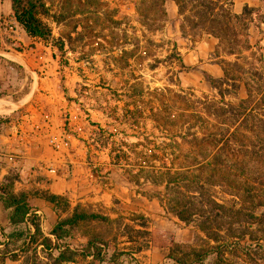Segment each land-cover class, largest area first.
Listing matches in <instances>:
<instances>
[{
    "label": "trees",
    "instance_id": "1",
    "mask_svg": "<svg viewBox=\"0 0 264 264\" xmlns=\"http://www.w3.org/2000/svg\"><path fill=\"white\" fill-rule=\"evenodd\" d=\"M9 1L29 38L65 53V41H57L45 21L59 24L65 15H52L44 0ZM91 2L105 7L100 1ZM171 2L177 7L183 38L208 35L217 40L212 59L223 75L214 78L203 73L214 94L171 87L150 90L142 76L133 75L134 82L120 95L122 113L116 118L130 121L137 141L125 140L123 131L119 134L124 137L118 139L99 128L100 146L109 150L111 164L143 190V196L157 200L168 213L203 234L207 250L175 254L170 257L175 264H205L212 255L216 264H223L225 256L239 248L245 259L258 264L264 260V50L260 40L253 42V31L261 29L264 12L247 6L238 14L233 0H137L140 35L134 36L132 51L122 50L119 61L124 69L131 58L139 66L151 61L147 64L151 71L167 66L169 83L177 86L189 71L177 38L158 43L147 37L164 30ZM104 9L111 24L122 25L114 19L116 11ZM123 36L120 43L127 44V33ZM161 52L167 55L161 58ZM239 92L244 97L238 102L229 99ZM7 120L0 117V136ZM34 197L53 205L59 218L49 234L29 195L10 194L0 187V202L12 229L7 232L0 225L1 262H18L20 254H31L33 264H68L79 258L101 264L109 259L108 243L116 238L111 229L95 233L86 246H74L69 239L86 224L117 220L79 206L62 218L60 208L70 207L65 197L51 191L36 192Z\"/></svg>",
    "mask_w": 264,
    "mask_h": 264
},
{
    "label": "rangeland",
    "instance_id": "2",
    "mask_svg": "<svg viewBox=\"0 0 264 264\" xmlns=\"http://www.w3.org/2000/svg\"><path fill=\"white\" fill-rule=\"evenodd\" d=\"M44 1L52 15L67 17L59 24L45 19L55 39L65 41L64 54L49 43L29 38L16 22L11 2L0 0V117L8 119L2 127L0 163L11 167L6 176L8 182L4 180L0 187L10 194L25 193L38 200L46 234L59 218L53 205L34 197L36 192L51 191L65 197L70 207L60 208L62 218L69 217L79 206L117 220L111 224H86L69 239L74 246H86L95 233L111 229L116 238L109 241V259L101 264H175L170 259L175 254L191 249L206 251L203 234L168 213L157 200L143 196V190L111 164L109 150L100 146L99 128L110 130L118 139L124 137L119 134L123 131L127 134L125 140L137 141L130 121L116 118L122 113L124 100L120 95L134 82L133 75L142 76V83L150 90L171 87L213 95L203 73L214 78L223 75L221 66L212 59L215 40L208 35L183 38L176 21L177 7L168 3L164 30L148 33L147 37L158 43L177 38L189 71L181 76L180 86L171 85L167 66L151 71L147 67L151 61L139 66L131 58L130 66L124 69L119 61L122 50L132 51L133 38L140 35L137 0ZM91 1H100L105 7ZM238 1V13L247 6L264 12V0ZM104 8L116 11L114 19L122 25L111 24ZM124 33L127 44L120 43ZM256 40L261 41L264 50V21L260 30L253 31V42ZM159 55L164 58L167 53ZM243 97L244 93L239 92L229 99L238 102ZM21 160L40 165H31L23 172L11 166ZM34 169L35 181L29 177ZM24 181L26 184H20ZM54 182L59 185L49 188ZM235 252L228 253L223 264H251L241 248ZM216 259L212 255L205 264H216ZM14 264H33L31 254H20V261ZM70 264L98 263L92 258H79ZM258 264H264V260Z\"/></svg>",
    "mask_w": 264,
    "mask_h": 264
},
{
    "label": "crops",
    "instance_id": "3",
    "mask_svg": "<svg viewBox=\"0 0 264 264\" xmlns=\"http://www.w3.org/2000/svg\"><path fill=\"white\" fill-rule=\"evenodd\" d=\"M249 1H251V0H249ZM233 2H234L233 9H235V11L238 13V11L241 8V5L239 3L240 1L233 0ZM211 38L213 40H215V43L213 41H211V40H209V43L210 44H213L214 43L216 45L217 44V40L215 38H213V37H211ZM4 118H7V117H4ZM4 124H6V123H4ZM3 125H2V127H3ZM2 127H1L0 142H1L2 138L4 137V133L2 131ZM13 129L16 130L15 126H13ZM23 162H24V160H21L19 163L18 162L17 163L14 162L13 165H11V166H14V168L18 167L19 168V171L21 170L23 172V169L29 168L31 165L33 167H35L36 164L37 165H40V163H23ZM10 170H11V167H6L2 163H0V184L2 182H4V180L6 179V176L9 174V171ZM36 174H37V171L34 169V170H32V173L31 174L29 173V177L30 178H33L34 181H35ZM23 183L26 184L25 181L24 182H21L20 184H23ZM57 184L59 185V183L54 182V183H52V184L49 185V188L54 189L55 187H57ZM37 201L38 200L32 199L31 196H30V204L31 205L38 207L39 205H38V202ZM7 219H8V211L4 208L3 204L0 202V225L2 227H5L7 232H10L12 229L11 228H8V220ZM11 263L14 264V263H18V262H14V261H10V260L5 261V262H1L0 261V264H11ZM68 264H70V263H68Z\"/></svg>",
    "mask_w": 264,
    "mask_h": 264
}]
</instances>
